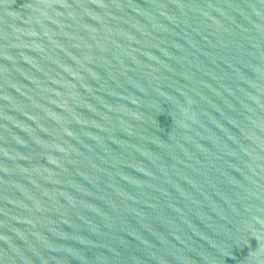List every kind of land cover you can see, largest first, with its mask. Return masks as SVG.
<instances>
[{
	"label": "water",
	"instance_id": "95a60500",
	"mask_svg": "<svg viewBox=\"0 0 264 264\" xmlns=\"http://www.w3.org/2000/svg\"><path fill=\"white\" fill-rule=\"evenodd\" d=\"M0 264H264V0H0Z\"/></svg>",
	"mask_w": 264,
	"mask_h": 264
}]
</instances>
